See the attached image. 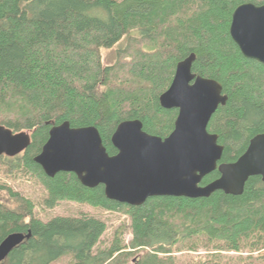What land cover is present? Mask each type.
<instances>
[{
	"label": "trees",
	"instance_id": "1",
	"mask_svg": "<svg viewBox=\"0 0 264 264\" xmlns=\"http://www.w3.org/2000/svg\"><path fill=\"white\" fill-rule=\"evenodd\" d=\"M243 3L264 0H0V125L30 136L20 154L0 155V173L32 190L24 195L0 182L11 200H0V242L12 232L29 234L1 264H264L260 176L249 177L240 195L216 190L129 205L72 172L50 177L34 161L49 129L64 121L95 126L110 155L111 135L124 120L168 136L177 109L162 107L159 96L191 53L192 72L218 81L227 96L207 131L223 146L218 163L235 161L264 132V64L244 57L229 33ZM116 45L115 60L104 64L102 50ZM217 177L214 170L200 184ZM62 202L127 214L130 241L116 229L103 243L105 219L84 212L38 214Z\"/></svg>",
	"mask_w": 264,
	"mask_h": 264
},
{
	"label": "water",
	"instance_id": "2",
	"mask_svg": "<svg viewBox=\"0 0 264 264\" xmlns=\"http://www.w3.org/2000/svg\"><path fill=\"white\" fill-rule=\"evenodd\" d=\"M229 33L244 57L264 64V4L243 3L231 15ZM191 53L176 64L169 87L159 103L176 108L173 130L164 138L147 133L138 119L117 124L110 141V155L95 126L72 127L68 121L53 125L40 152L34 157L50 177L72 172L80 183L103 186L106 198L141 205L149 197H208L216 190L240 195L251 176L264 182V132L253 136L233 162H221L223 146L207 125L219 105L226 103L222 85L195 75ZM30 144L26 131L14 133L0 125V155L15 156ZM214 170L219 177L201 185ZM29 234L12 232L0 242V264Z\"/></svg>",
	"mask_w": 264,
	"mask_h": 264
},
{
	"label": "rangeland",
	"instance_id": "3",
	"mask_svg": "<svg viewBox=\"0 0 264 264\" xmlns=\"http://www.w3.org/2000/svg\"><path fill=\"white\" fill-rule=\"evenodd\" d=\"M118 47L103 49L102 50V59L104 64H110L115 60V50ZM0 182H4L14 187V189L20 191L24 195H28V193H32L30 189V184L27 182H23L17 179H13L11 177H6L0 173ZM0 200L4 202L6 205L11 204V200L5 191H0ZM84 212L89 215L96 216L98 218L105 219L106 221V230L102 236L103 243H108V241L112 238L113 232L118 229L122 233V238L124 243H128L131 239V233L129 230V216L125 213L112 212L104 209L93 208L85 204L80 203H72V202H62L59 205L55 206L53 209H38V214L42 218H49L54 215H72L78 212ZM264 253V249L262 250ZM230 254H236L235 252H230ZM241 254L245 255L246 252H242ZM59 262V261H58ZM57 264H64L65 261L59 262Z\"/></svg>",
	"mask_w": 264,
	"mask_h": 264
},
{
	"label": "bare ground",
	"instance_id": "4",
	"mask_svg": "<svg viewBox=\"0 0 264 264\" xmlns=\"http://www.w3.org/2000/svg\"><path fill=\"white\" fill-rule=\"evenodd\" d=\"M130 120V119H129Z\"/></svg>",
	"mask_w": 264,
	"mask_h": 264
}]
</instances>
